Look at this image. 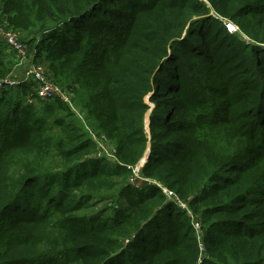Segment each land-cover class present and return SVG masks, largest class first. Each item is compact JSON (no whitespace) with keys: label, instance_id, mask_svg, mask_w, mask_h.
<instances>
[{"label":"trees","instance_id":"obj_1","mask_svg":"<svg viewBox=\"0 0 264 264\" xmlns=\"http://www.w3.org/2000/svg\"><path fill=\"white\" fill-rule=\"evenodd\" d=\"M0 15L81 114L34 83L0 91V264H264V0H0ZM14 65L0 43V78Z\"/></svg>","mask_w":264,"mask_h":264},{"label":"built area","instance_id":"obj_2","mask_svg":"<svg viewBox=\"0 0 264 264\" xmlns=\"http://www.w3.org/2000/svg\"><path fill=\"white\" fill-rule=\"evenodd\" d=\"M0 43H5L7 45L8 51L13 53L15 60V65L11 73L4 78H0V91L3 89L16 88L22 84L34 83L36 96L38 98L52 100L59 97L62 100L66 99L69 101V98L66 97L65 94L67 91L70 93V91L62 88L53 78L48 76L49 73L47 72L46 65L42 63L41 60L34 58L31 45L22 40L21 33L18 30L13 29L6 18H3L1 15ZM28 100L31 101L30 99ZM73 109L77 111L75 108ZM96 140L99 143V140ZM142 165L143 163H141V166ZM165 191L169 198H172L182 209H185L188 212L193 219L194 227L198 230L200 228V222L193 217L188 206H186L176 194L169 192L168 190Z\"/></svg>","mask_w":264,"mask_h":264},{"label":"rangeland","instance_id":"obj_3","mask_svg":"<svg viewBox=\"0 0 264 264\" xmlns=\"http://www.w3.org/2000/svg\"><path fill=\"white\" fill-rule=\"evenodd\" d=\"M228 23H230V25L232 26L231 28H230V30L233 32V33H236V34H238V35H241L242 36V38L243 39H245V40H248V38H247V36L242 32V31H240V29H239V27L236 25V24H234V23H231L230 22V20H228ZM21 35L23 36L24 35V32H21ZM5 44V43H4ZM48 72V71H47ZM48 76L49 77H51V78H53V76L51 75V74H48ZM19 87V86H18ZM18 87H16L17 89H15L16 90V92H19V88ZM69 91H70V93L67 91V93L65 94L66 95V97H68L69 98V101H67L66 99H64L66 102H68L69 103V105L72 107V108H75L77 111H75V112H77L79 115H81L80 114V110L78 109V107H77V105H76V100H74V94H73V92L71 91V89H69ZM70 95H71V97H70ZM28 99H30V100H32L31 98H28ZM35 99H33V101H34ZM52 100H54V99H52ZM46 101H51V100H46ZM151 105L153 106L154 105V103H151ZM149 113H150V111L148 112V114H147V118H146V125H147V128H148V126H149ZM98 147H99V155H102L101 153H103V149H106V150H108V151H110L108 154L110 155V156H108L110 159H115L112 155H111V152H113L114 151V145L113 144H110L108 141H104V140H101V141H99V145H98ZM142 163V162H141ZM141 163L140 164H138L136 167H135V169H134V172H135V175L137 176V174L139 173V170H140V168H141ZM173 195V194H172ZM170 199H172V198H170Z\"/></svg>","mask_w":264,"mask_h":264},{"label":"water","instance_id":"obj_4","mask_svg":"<svg viewBox=\"0 0 264 264\" xmlns=\"http://www.w3.org/2000/svg\"><path fill=\"white\" fill-rule=\"evenodd\" d=\"M149 153V150H148ZM148 154H146V157L142 160V163L144 164L147 161Z\"/></svg>","mask_w":264,"mask_h":264},{"label":"snow or ice","instance_id":"obj_5","mask_svg":"<svg viewBox=\"0 0 264 264\" xmlns=\"http://www.w3.org/2000/svg\"><path fill=\"white\" fill-rule=\"evenodd\" d=\"M232 26L231 25H229V28H231Z\"/></svg>","mask_w":264,"mask_h":264}]
</instances>
